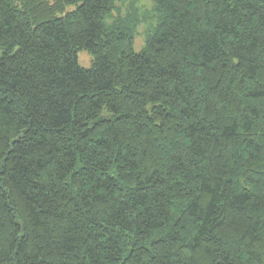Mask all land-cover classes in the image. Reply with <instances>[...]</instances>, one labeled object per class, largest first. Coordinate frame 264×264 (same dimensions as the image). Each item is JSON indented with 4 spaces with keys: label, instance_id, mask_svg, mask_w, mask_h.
<instances>
[{
    "label": "trees",
    "instance_id": "trees-1",
    "mask_svg": "<svg viewBox=\"0 0 264 264\" xmlns=\"http://www.w3.org/2000/svg\"><path fill=\"white\" fill-rule=\"evenodd\" d=\"M135 1L0 0V264H264V0Z\"/></svg>",
    "mask_w": 264,
    "mask_h": 264
},
{
    "label": "rangeland",
    "instance_id": "rangeland-1",
    "mask_svg": "<svg viewBox=\"0 0 264 264\" xmlns=\"http://www.w3.org/2000/svg\"><path fill=\"white\" fill-rule=\"evenodd\" d=\"M135 6L138 8L139 23L133 28V49L139 52L140 49L145 47L146 40L156 30L159 23V14L155 8L153 0H136ZM78 64L81 67H89L92 62V56L85 50L77 52ZM110 115V112H104L103 116Z\"/></svg>",
    "mask_w": 264,
    "mask_h": 264
}]
</instances>
